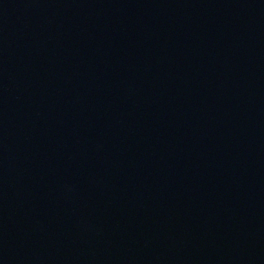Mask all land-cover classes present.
Masks as SVG:
<instances>
[{"label": "water", "instance_id": "95a60500", "mask_svg": "<svg viewBox=\"0 0 264 264\" xmlns=\"http://www.w3.org/2000/svg\"><path fill=\"white\" fill-rule=\"evenodd\" d=\"M0 264H264V0H0Z\"/></svg>", "mask_w": 264, "mask_h": 264}]
</instances>
